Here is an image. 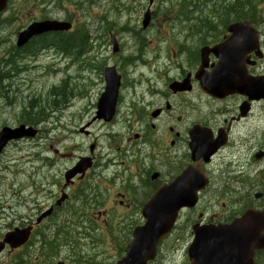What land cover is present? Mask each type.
Returning a JSON list of instances; mask_svg holds the SVG:
<instances>
[{"label": "flooded vegetation", "instance_id": "1", "mask_svg": "<svg viewBox=\"0 0 264 264\" xmlns=\"http://www.w3.org/2000/svg\"><path fill=\"white\" fill-rule=\"evenodd\" d=\"M16 1L9 0L0 13L8 11L12 21L0 30V100L14 107L20 98L21 110L15 126L0 130L24 126L36 136L7 142L0 160L13 144L35 142L47 125L42 160L49 170L13 173L20 180L1 193L0 243L16 229L28 230V239L15 249L5 245L0 264H119L146 225L152 199L193 165L197 173L182 189L197 187L194 203L177 212L144 264H191L196 229L224 225L231 234L247 232L233 223L248 212L256 214L255 234L264 239V0H174L168 12L162 0H95L100 13L95 21L86 11H78L80 17L65 14L63 3L74 0ZM57 9L63 13L56 15ZM22 20L25 24L14 26ZM47 20L70 28L17 46L19 33ZM116 25L120 32H114ZM51 56L78 61L88 71L100 66L95 61L108 65L98 68V79L44 86L46 107L43 96L36 106L33 92L27 96L25 74ZM120 61L137 63L138 79L119 74L113 112L108 120L98 118L107 87L104 70ZM219 68L225 74L212 75ZM206 82L219 91L204 90ZM259 137L261 145L250 148V140ZM248 151L251 163L242 154ZM83 160L85 170L69 177ZM248 165L253 172H245ZM24 175L31 181L23 182ZM252 175L257 183L248 191L241 180ZM200 178L202 184L194 180ZM99 224L113 234L102 236ZM139 255L144 256L141 250ZM243 264H264V247Z\"/></svg>", "mask_w": 264, "mask_h": 264}, {"label": "water", "instance_id": "2", "mask_svg": "<svg viewBox=\"0 0 264 264\" xmlns=\"http://www.w3.org/2000/svg\"><path fill=\"white\" fill-rule=\"evenodd\" d=\"M8 0H0V13L5 9ZM147 22V19H146ZM145 22V23H146ZM70 28V24L57 21L34 22L27 29L17 35V46L25 44L30 38L44 33L53 31H65ZM117 49L114 48L113 52ZM223 68H219L212 75H224ZM107 87L105 93L100 100L99 108L102 113L98 118L108 120L113 112L115 99L117 96L118 80L120 76L114 67H108L104 70ZM203 88L209 93L219 91L217 84L213 82L203 83ZM253 96L256 97L255 91L252 89ZM213 96L221 97V95L213 94ZM36 131L31 128L20 126L16 129L8 127L2 128L0 131V152L2 148L11 140H19L24 137L33 138ZM216 147H213L212 153ZM207 160V159H206ZM194 161L196 159L194 158ZM87 160L80 162L75 169L71 171L69 177L78 172L85 170ZM197 173L195 165L189 167L181 176L177 177L167 190L159 191L152 199L151 206L146 210L147 223L144 227L138 229L135 233V240L127 250V256L119 264H144L147 255L153 253V249L157 242L164 238L171 230L177 212L191 202L197 191V187L190 185L185 189L182 187L189 181L192 174ZM203 183L202 179H194ZM201 187V186H200ZM259 225L256 214L248 212L242 219L236 220L233 227L238 229L246 228L247 232L231 234L227 226L204 227L195 231L194 242L189 248V256L191 264H243L248 257L253 256L256 248L264 247V239L255 234V230ZM28 239V230H14L8 233L3 242L0 243V252L8 245L11 249L18 248ZM142 251L144 256L139 255Z\"/></svg>", "mask_w": 264, "mask_h": 264}, {"label": "rangeland", "instance_id": "3", "mask_svg": "<svg viewBox=\"0 0 264 264\" xmlns=\"http://www.w3.org/2000/svg\"><path fill=\"white\" fill-rule=\"evenodd\" d=\"M74 1H81L82 6L78 5L76 6V3ZM74 1H66L63 3L64 7L67 9L65 14L68 15V13L74 14L76 17H80V14L78 11H86L85 17L88 19L90 16H92V21H95V19L99 16V9L96 8L95 0H91L90 2H84L85 0H74ZM126 1V0H123ZM14 4L17 3L16 0L13 2ZM212 4V3H211ZM93 6V7H92ZM174 6V0H162V7L165 9L167 8V12L173 9ZM59 10V9H57ZM31 13L32 18L38 17L34 12L33 9L27 10ZM61 12L55 13L56 15H59L60 13H63L62 10H59ZM140 12V10H139ZM7 13H4L0 18H3L2 23L0 24V30L3 27L10 26L12 23L11 17L7 16ZM127 15L122 17V20H126ZM14 26H20L22 24H25V21H13ZM114 32H120L119 29H117V25L114 28ZM121 34V33H120ZM122 35V34H121ZM122 40L125 42L127 41V37L125 35H122ZM130 43V42H128ZM99 52L98 54H100ZM130 53L129 51H125L124 54L128 55ZM3 54V47L0 48V58ZM103 54H109V52H105ZM53 56V55H52ZM49 57L42 59L37 68H30L29 71L25 74V76L28 78L27 82V91L28 95H30L31 92H33L31 98L35 97L38 99L37 102H35V105H39L41 102V96L42 100L44 101V107H46L47 104V96L46 92L44 94L41 93L42 88L45 86H48L50 83L57 84L60 80L66 79L70 83H75L74 79H81L83 77L85 79V76H92L93 79H98V74L96 73L98 71V68H102L104 66L108 65V62L106 60H99L95 61L94 63H99L100 66L94 67L91 71L85 70L80 67V64L78 61H73L72 59L62 58L60 57ZM137 63H131V64H125L123 62H119V65H116L117 71L120 75L124 74L126 76H130L132 79H138L139 76V69L136 66ZM31 66V64H27V67ZM82 66V65H81ZM39 79H44L40 81ZM1 98V95H0ZM18 103L16 102V105L14 107H8L6 106V100L1 99L0 100V126L2 125H9V126H15L18 123V116L19 111L21 110V105L19 103L21 102V99L19 98ZM26 101V99H25ZM11 102H15L11 99ZM42 132L39 135V138L35 140V142L32 141H24L20 142L18 144H13L6 152V155L4 158L0 160V195L1 193H7L6 189L8 185L12 184L13 182H18L21 178L20 175L14 176L13 173L17 172H23V173H37L42 172L44 175L48 172L49 166L46 165L47 161H43L42 159L46 158L47 155V147H48V126L44 125L42 127ZM250 148L252 145L259 146L261 145V137L253 140H250ZM39 145H38V144ZM249 148V149H250ZM40 153V157L38 159L35 158L34 154ZM232 156L234 155V149L231 151ZM242 154L247 155V160L249 163H251V158L249 157V151L243 152ZM3 167H7L6 170H3ZM249 170L252 171V166H247V169L245 172H248ZM219 173H216L215 176H218ZM27 175H24L22 178L23 182H29L31 179L26 180ZM244 180L246 183L245 187L249 191L250 189H254L256 187L257 178L255 175L249 176V177H243L241 182ZM236 195V194H234ZM238 198L240 196H237ZM8 198V196H6ZM223 201V200H222ZM13 210L15 212H21L22 207H14ZM100 226H103L99 224ZM113 233L110 234L106 233V226H103V235L102 236H111ZM110 241V240H109Z\"/></svg>", "mask_w": 264, "mask_h": 264}, {"label": "bare ground", "instance_id": "4", "mask_svg": "<svg viewBox=\"0 0 264 264\" xmlns=\"http://www.w3.org/2000/svg\"><path fill=\"white\" fill-rule=\"evenodd\" d=\"M193 1V0H192ZM135 56V55H134ZM133 57V56H132ZM131 57V58H132ZM135 58V57H134ZM130 59V58H129ZM136 59V58H135ZM126 60H128V59H126ZM132 60V59H131ZM135 62V61H134ZM128 63V62H127ZM129 63H131V62H129ZM141 74V73H140ZM142 76V75H141ZM140 78V77H139ZM50 117V116H49ZM45 118V117H44ZM43 118V119H44ZM125 118V117H124ZM46 119V118H45ZM41 121H42V118H41ZM45 121V120H44ZM134 128V127H133ZM128 130V129H127ZM140 130V129H139ZM238 175V174H237ZM73 229V228H72ZM78 229H79V227H78ZM73 231H75V230H73ZM78 231V230H77ZM80 232V231H79ZM79 232H77L78 234H79ZM76 233V232H75ZM73 235V234H72ZM77 235V234H76ZM80 235V234H79ZM82 236V235H81ZM71 237V236H70ZM74 237H75V235H74ZM76 237H78V235L76 236ZM84 237V236H83ZM73 237H71V239H72ZM73 239H75V238H73ZM80 240H82V239H80Z\"/></svg>", "mask_w": 264, "mask_h": 264}, {"label": "trees", "instance_id": "5", "mask_svg": "<svg viewBox=\"0 0 264 264\" xmlns=\"http://www.w3.org/2000/svg\"><path fill=\"white\" fill-rule=\"evenodd\" d=\"M0 79H1V76H0ZM0 90H1V84H0ZM28 115H32V114H27V115L26 114H23L22 117L23 116H28Z\"/></svg>", "mask_w": 264, "mask_h": 264}]
</instances>
